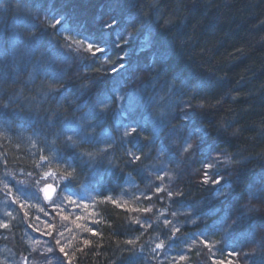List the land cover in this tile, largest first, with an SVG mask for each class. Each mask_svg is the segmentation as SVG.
I'll return each instance as SVG.
<instances>
[{
  "label": "trees",
  "instance_id": "16d2710c",
  "mask_svg": "<svg viewBox=\"0 0 264 264\" xmlns=\"http://www.w3.org/2000/svg\"><path fill=\"white\" fill-rule=\"evenodd\" d=\"M57 13L70 18L71 26L83 37H91L103 21L117 19L120 25L111 39L123 31L131 45L126 51L132 54L133 68L139 63L140 70H122L119 75L105 77L104 73L118 62V49L108 52L107 63L103 59L93 63L89 53L77 54L61 47L64 41L60 30L48 27L46 20ZM145 35L156 41L153 51L165 59L167 71L160 75L142 70L151 57L150 52L137 51ZM132 37L138 39L133 42ZM53 73L63 74L66 89L62 88L60 94L48 93L46 82ZM97 78L106 79L109 88L114 85L126 100L128 96L136 97L145 117L143 126L147 130L143 135L152 139L156 128L159 138L155 143L140 141L141 162L128 164L118 139L120 124L127 123V119L113 105L114 110L102 116L101 125L94 129L97 138L109 133L116 139L113 149L103 163L91 165L73 158L78 164L77 178L72 187L62 191L86 192L91 216L84 221V210L77 215L69 211V216L63 210L55 212L53 207L51 216H46L41 211L44 202L36 192L37 186L29 185L28 179L36 180L49 170L59 176L56 162L48 164L40 157H51L53 152L69 154L62 129L65 122L78 121L88 113V102L95 100L98 92L82 90L81 86ZM153 98L155 103H149ZM188 103H203L204 107H194L186 128L180 117L189 111ZM162 112L167 114L165 127L159 126ZM197 128L208 133L200 149H196L201 143L200 132L192 135L194 148L184 156L179 153L180 146L170 147L173 143L167 137L173 129L187 136ZM162 140L169 150H165L167 155H174L170 157L174 158L173 166L176 159L181 161L170 214L183 210L188 214V218L175 219L182 223L174 240L168 239L172 226L140 227L127 209L111 201L101 202L104 196L116 200L129 181L150 192L148 186L154 179L150 170L158 165L156 157ZM176 143L181 144L179 140ZM96 147L104 145L84 144L76 151H93ZM210 150L212 156L221 153L222 157H230L232 163L217 169L230 188L201 183L202 162ZM26 184L29 189H23ZM214 189L224 195L218 196ZM262 189L264 0H0V222L8 225L0 227V264H17L21 256L33 254V250L29 252L25 227L31 234L42 226L41 231L47 234L49 225H53L51 234L56 229L58 235V231L67 235L62 246L68 256L58 249L62 256L58 264H66V260L71 264H211L238 257L241 264H264ZM257 190H261L257 192L259 199H251L249 192ZM159 196L165 200L168 192ZM244 205L254 206L257 211L249 213ZM162 208L156 206L153 214H159ZM224 221L229 227H221ZM213 224L217 227L212 228ZM202 232L217 254L200 242ZM11 236L12 248L8 245ZM156 239L164 240L169 247L166 254L156 253L151 260L144 252ZM128 240L135 244H127ZM193 240L198 247L186 250V244L192 246ZM180 242L185 243L182 246ZM233 250L239 253L237 258L228 255ZM253 250L255 256L242 255ZM49 258L48 254L44 256L46 262Z\"/></svg>",
  "mask_w": 264,
  "mask_h": 264
},
{
  "label": "snow or ice",
  "instance_id": "6c2138e0",
  "mask_svg": "<svg viewBox=\"0 0 264 264\" xmlns=\"http://www.w3.org/2000/svg\"><path fill=\"white\" fill-rule=\"evenodd\" d=\"M47 26L52 29H59L63 38L64 43L61 47L66 48L69 52L74 53H82L87 52L93 59V63L97 59H103L106 63L108 62V52L113 49H118L121 53L118 56V62L113 64L109 72L104 73V76L107 77L109 75L116 76L121 73L122 70L134 71L140 70V65L137 63L136 68H133V60L132 54L126 51V48L131 47L129 44L128 39L124 37L123 31L117 32L115 39H111L113 32L117 27H119L120 22L115 19L111 18L108 21H103L99 28L95 31V33L91 37H83L82 33L78 30L74 29L71 26L70 18L63 16L62 14H55L51 17L50 20L47 19ZM75 32V35L73 34ZM131 35V34H130ZM133 42H135L138 37H132ZM156 48V41L150 38V36L145 35L143 40H140L137 51L139 53L150 52L151 57L149 62L143 64L144 71L149 73L155 72L157 75L164 73L167 71V66L165 64V59L163 56L158 55L153 49ZM60 85L61 87H57ZM46 86L48 89V93H56L60 94L62 88L66 89V85L63 84V74L62 73H53L51 74V80L46 82ZM81 89H87L91 91L92 89H96L98 95L96 96L95 100H90L88 103L91 104L89 111L84 116L80 117L78 121H67L64 124L62 129V135L64 137V143L66 149L70 150L68 155H63L59 152H53L51 157L46 155H41L40 160L51 164L54 160L57 165V170L60 176V180L63 182V187L61 188V192L63 188H70L72 187V182L77 178V167L78 164L76 159L82 160L85 164L94 165L96 163H103L104 159L107 158V154L113 149L114 144L116 143V139L112 138L109 133H104L102 137L97 138L94 135V129L97 126H100L102 121L101 117L105 116L107 113L112 112L113 105H115L116 109H119V115L124 116L127 119V123H121L120 128L122 131L120 132L119 136V144L124 149L125 155L128 158L127 163L131 165H136L142 160L143 154V145L140 144V141H148L149 143H155V139H158L159 136L157 134V129H153V138L150 139L147 136H144L143 133L147 130L143 126V122L145 117L143 116L142 111L140 110V105L134 96H128L127 100L125 96H121L119 94V89H117L114 85L110 88L107 85L106 79H92L89 83L83 84ZM126 100V104L124 107H121V102ZM149 103H155V99L153 98ZM7 107V105H4ZM194 107H201L203 108L204 105L201 103L200 105L193 106L191 103L187 104V108L189 111L183 112L182 116L180 117L184 122V127H189V124L192 120L194 115ZM167 114L166 113H159L158 121L160 127L166 126ZM224 131H227V128L224 127ZM195 132H200V141L199 145H196V149H200L208 135V133L200 128L194 130V132H189L187 136H184L182 133H178L177 130L173 129L172 132L168 134L167 139L171 140L172 143H176L179 140L182 144V151L189 152L193 150L194 146L191 142L192 135ZM68 133H71L70 135ZM235 134V133H233ZM55 143V141H53ZM89 144V145H100L103 144L104 147H96L93 151H86V152H79L77 153V149H79L82 145ZM167 150V145L165 141H161V149L160 151L163 152ZM139 153V154H138ZM111 165V160L108 161ZM232 163L231 159L227 155H223L221 153H217L216 156L211 155V150L209 153L206 154L204 161L202 162V167L204 169L203 179L201 181L202 184H209L212 185H221L231 187L230 184H227L224 181V177L221 173L217 170L220 166H225ZM39 166V165H38ZM57 175V172H45L41 179L47 181L49 177H54ZM157 179L163 180V176H158ZM37 185H39L40 181L38 180ZM60 187L59 185L52 184V183H45L42 188L39 189L40 192L43 193L44 200L48 201L52 204L53 208H60L61 205L57 204L56 201L53 199V196L57 193V188ZM217 192V195H224L221 193L219 189H214ZM264 190V189H262ZM21 194H23V189L19 190ZM164 191V188L157 187L155 189L156 193ZM258 191H250L249 197L251 199H259L257 194ZM181 193H177L180 195ZM173 195L172 192H168V196L171 197ZM145 199H151V196L144 195ZM18 199V198H17ZM63 199L70 204H76V200L73 199L72 195L64 194ZM227 199V196H225ZM104 201H111L113 204H116L118 207L120 206L116 200H114L111 196H104ZM16 201L14 200L13 203ZM244 209L249 212H255L257 209L254 206L244 205ZM62 210V209H61ZM151 208H144L143 211L145 213L150 212ZM43 211V209H41ZM27 215V213H26ZM47 215V213H46ZM173 216L176 213H172ZM63 219H68L67 216H64ZM196 221H192L195 223ZM239 221H233V224L238 223ZM140 227H152L151 224H142L139 220L135 221ZM164 226L167 227L172 222L169 220H165ZM264 226V225H262ZM0 227L7 228L8 225L6 223L0 222ZM49 227H53L49 225ZM217 225L213 224L212 228H216ZM221 227H229L227 222L224 221ZM88 231L93 232L96 234L93 229L89 228ZM180 232V228L176 226H172L170 230V236L168 239L174 240L176 238V234ZM51 235V233H49ZM62 235V233H60ZM200 242L205 244V246L211 248L212 244L210 243L209 239L207 238V234L202 232ZM196 241L193 240V243ZM85 244L89 243L88 241L84 242ZM129 245H134V240L126 241ZM56 245H60V240L57 239L55 241ZM165 247V241L160 240L159 243H156L155 247L152 249L153 252H156L157 249H163ZM53 248H47V252H53ZM262 251H264V246H262ZM59 252L62 253L65 257L68 256V253L65 252L63 246L59 247ZM229 256H238L239 253L235 250L228 253ZM256 252L253 250L250 253H245V256H255ZM135 257L133 256L132 259ZM180 259H184L181 256ZM51 264V262H49ZM66 264H71V260H66ZM223 264V261L220 262ZM231 264V261L229 262Z\"/></svg>",
  "mask_w": 264,
  "mask_h": 264
},
{
  "label": "rangeland",
  "instance_id": "374dc122",
  "mask_svg": "<svg viewBox=\"0 0 264 264\" xmlns=\"http://www.w3.org/2000/svg\"><path fill=\"white\" fill-rule=\"evenodd\" d=\"M173 146H176V147L180 146L179 153L180 152L183 153L182 156H184L186 154V152L182 151V145L181 144L173 143V145H171L170 147H173ZM174 149H177V148H174ZM167 151H169V150H167ZM167 151H163V152L160 151V153L157 154L156 159L158 161H156V160L155 161L158 162V165L155 168H153V170H150V174H152L151 176H153V178H154V179H151V181L149 183L150 185L148 186V188L150 189V192L147 193L146 190L144 191V190L140 189L133 182L129 181L127 183V185L125 186V189H124V192L122 193V195L116 199L117 203L120 206H122L123 208H125V209H127L128 211L131 212V215H133V217H134V219H133L134 222L139 220L142 224H145V225L151 224V225H154L156 227H164V223L163 222L165 220H169V221L172 222L169 225V227L170 226L179 227V225H180L179 223H182V222L180 220L177 221L175 219H177V218L178 219L179 218L180 219L188 218L187 217L188 214H187V212H185V210H183L182 213H180V214L176 213V215L173 216V218H169V217L172 216V214H170L171 210H170V207H169V205H170L169 203H170V199L173 198L174 193H173V195L171 197L167 196V199H165V200H167L168 203H165V200L163 199V197L159 196L163 191H161L159 193L155 192V189L157 187H161V186L164 188V191H166V192H173V190H174L173 187H174V183L176 181V174H177V171H178V168H179V165H180L181 161H180V158L176 159V166L174 167L173 166L174 158H172V159L170 158V157H172L174 155H172V153H171V155L169 157L167 155L168 154ZM47 172H53V171L49 170ZM43 174L44 173L39 174L38 178L36 180H34L33 178L32 179H28L29 180V183H28L29 185L36 184V186H37L36 187V192H38L39 195L43 199V202H44L43 204L44 205H41V208L43 209L42 213L45 212L44 214L47 213L46 216H48V215L51 216L52 212H50V211L52 210L53 206H52V204L50 202L44 200L43 193L40 192L39 189L42 188L45 183H52V184H56V185L60 186V187L57 188V193H56V195H54L53 199L56 201L57 204L61 205V207L60 208H55V212L63 210L64 212L68 213V215H69V211H73L77 215L78 213H81V210L82 211L84 210V212H83L84 221H85V219L88 220L89 216H91L90 215L91 209L89 207V203H88V200H87V199H89V197L87 196L86 192L81 191V192H78V193H69V192H62L61 193L60 191H61V188L63 186V182L60 180V177L58 175H55L54 177H49L48 180L45 181V180L41 179ZM158 176H163L164 179L163 180L157 179ZM38 180L40 181L39 185H37V183H36ZM28 187L29 186H27V184H26V186L23 189H29ZM152 188L154 190L153 192H151ZM64 194L72 195L73 199H75L77 201L76 204H70L67 201H65L63 199ZM144 195L151 196V199L150 200L149 199H145ZM10 201L13 203L14 200L10 199L9 202ZM160 205H163V208L158 210L159 214L154 215L153 214V210L156 209V206H160ZM12 207L14 209H16V205L15 204H13ZM144 208H151L152 210L150 212L145 213L143 211ZM183 214H185V215H183ZM168 215H169V217H168ZM44 224L46 225V223H44ZM56 224L58 225L59 222L56 223ZM40 227H41V229L39 228V231H37V229H35V230H33L34 232L33 231L31 232V234L36 236V237H33L31 234H29L30 233V229H28V227H25V229L27 230V234H26L27 236L26 237H28L27 245L29 247V252H31L33 250V254L29 255L27 257L25 255L21 256L20 259H18L17 264H49V262H51V264H58L57 261L62 256L58 252L59 246L55 244V241L57 239H59L60 240V245L62 246L64 244L63 243V238H66L67 235L66 236L65 235L64 236L60 235L61 231H58L59 232V235H58L57 233H55L56 229H53L52 234L49 235V233H51L49 231L53 227H49L51 229L48 231L47 234H44L41 231V230H43L42 226H40ZM144 228H149V227L145 226ZM256 237H257V235H256ZM252 240H253V238H252ZM156 243H159L158 239H156L151 244V247H149V249H146V252H144L145 255H147V254L149 255L148 258H152L151 260H153L154 255L156 253L159 256L164 255L163 252H165V254H166V252H167L166 249L169 247V246L168 247L165 246L163 249H157L156 252H153L152 249L155 247ZM180 243L183 246V244L185 242H180ZM197 244L196 243H192V246H190L189 244H186V246L184 248L186 250H188L189 248L192 249L193 247H198ZM8 245L11 248L14 246L13 245V237L12 236L8 238ZM204 246H205V244H204ZM49 247H52L54 249L53 252H51V256H49L50 253L47 252V248H49ZM247 252H248V250H247ZM247 252L245 251L244 253H242V255L244 256L245 253H247ZM210 253L217 254L216 251H214L212 249V247L210 248ZM47 254H48V257H50L48 262H46L47 260L44 259V256H46ZM159 256L157 258H159ZM235 258H237V256ZM238 258L236 260L229 259L228 261L223 262V264H229L230 261H231V264H241V263H239ZM6 262H7V259H6ZM211 264H220V262L213 261V262H211Z\"/></svg>",
  "mask_w": 264,
  "mask_h": 264
},
{
  "label": "water",
  "instance_id": "95a60500",
  "mask_svg": "<svg viewBox=\"0 0 264 264\" xmlns=\"http://www.w3.org/2000/svg\"><path fill=\"white\" fill-rule=\"evenodd\" d=\"M54 197V196H53Z\"/></svg>",
  "mask_w": 264,
  "mask_h": 264
}]
</instances>
